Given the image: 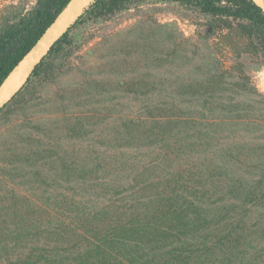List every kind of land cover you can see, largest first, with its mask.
<instances>
[{
  "label": "trees",
  "instance_id": "16d2710c",
  "mask_svg": "<svg viewBox=\"0 0 264 264\" xmlns=\"http://www.w3.org/2000/svg\"><path fill=\"white\" fill-rule=\"evenodd\" d=\"M149 1L202 16L207 35L232 49L243 41V52L264 65L256 0L90 3L0 107V123H9L0 131V264H264V162L257 172L242 169L252 155L212 136L222 125L204 124L178 102V94L223 89L220 78L117 118L114 107L75 112L63 101L53 116L37 102L76 49L77 28ZM71 2L0 10V87ZM108 129L111 136H99Z\"/></svg>",
  "mask_w": 264,
  "mask_h": 264
},
{
  "label": "rangeland",
  "instance_id": "374dc122",
  "mask_svg": "<svg viewBox=\"0 0 264 264\" xmlns=\"http://www.w3.org/2000/svg\"><path fill=\"white\" fill-rule=\"evenodd\" d=\"M93 1L82 0L83 7L66 28ZM33 2L0 0V10L11 3ZM205 22L178 3L149 1L108 21L81 26L76 49L61 60L37 102H44L53 116L63 101L75 112L114 107L118 117L116 112L161 102L167 94L195 90L201 78H220L223 89L196 97L178 94V102L194 107L204 124L222 125L212 136L239 144L238 151L252 155L240 167L257 172L264 162V65L243 52V41L237 40L232 49L225 39L207 35ZM74 89L79 96L60 99ZM129 89L142 94L135 96ZM150 92L155 93L153 99ZM8 124L0 123V131ZM111 135L108 129L99 136Z\"/></svg>",
  "mask_w": 264,
  "mask_h": 264
},
{
  "label": "bare ground",
  "instance_id": "6f19581e",
  "mask_svg": "<svg viewBox=\"0 0 264 264\" xmlns=\"http://www.w3.org/2000/svg\"><path fill=\"white\" fill-rule=\"evenodd\" d=\"M264 8V0H256ZM82 0H72L67 9L60 15L55 24L48 30L26 58L16 67L0 88V105L8 100L28 77L35 63L44 55L53 41L63 32L66 26L82 6ZM83 7V6H82ZM62 34V33H61Z\"/></svg>",
  "mask_w": 264,
  "mask_h": 264
},
{
  "label": "water",
  "instance_id": "95a60500",
  "mask_svg": "<svg viewBox=\"0 0 264 264\" xmlns=\"http://www.w3.org/2000/svg\"><path fill=\"white\" fill-rule=\"evenodd\" d=\"M69 4H70V3H69ZM259 5H260V4H259ZM67 7H68V6H67ZM67 7H66V8H67ZM66 8H65V9H66ZM65 9H64V10H65ZM62 13H63V12H62ZM62 13H61V14H62ZM61 14H60V15H61ZM60 15H59V16H60ZM58 18H59V17H58ZM58 18H57V19H58ZM56 21H57V20H56ZM56 21H55V22H56ZM55 22H54L53 24H55ZM53 24L48 28V30L53 26ZM66 29H67V28H66ZM48 30L45 32V34L48 32ZM65 31H66V30H65ZM45 34H44V35H45ZM44 35L42 36V38L44 37ZM42 38H41V39H42ZM57 38H58V37H57ZM57 38H56V39H57ZM41 39H40V40H41ZM56 39H55V40H56ZM40 40H39V41H40ZM39 41H38V43H39ZM38 43L33 47V49H35V48L37 47ZM52 44H53V43H52ZM49 48H50V47H49ZM33 49H32V50H33ZM32 50H31V51H32ZM31 51H30V52H31ZM47 51H48V50H47ZM47 51L44 53V55L47 53ZM44 55H43V56H44ZM43 56H42V57H43ZM42 57H41V58H42ZM38 62H39V61H38ZM38 62H37V63H38ZM35 65H36V64H35ZM35 65H34V66H35ZM34 66H33V68H34ZM30 73H31V72H30ZM29 75H30V74H29ZM29 75H28V76H29ZM26 79H27V78H26ZM5 81H6V80H5ZM5 81H4V82H5ZM25 81H26V80H25ZM2 85H3V84H2ZM2 85H1V86H2ZM21 87H22V86H21ZM0 88H1V87H0ZM14 94H15V93H14ZM14 94H13V95H14ZM13 95H12V96H13ZM12 96H11V97H12ZM11 97H10V98H11ZM10 98H9V99H10ZM9 99H8V100H9ZM8 100H6L3 104H5ZM3 104H2V105H3ZM2 105H1V106H2ZM1 106H0V107H1Z\"/></svg>",
  "mask_w": 264,
  "mask_h": 264
}]
</instances>
